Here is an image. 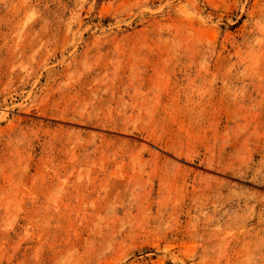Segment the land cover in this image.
<instances>
[{"label": "rangeland", "instance_id": "1", "mask_svg": "<svg viewBox=\"0 0 264 264\" xmlns=\"http://www.w3.org/2000/svg\"><path fill=\"white\" fill-rule=\"evenodd\" d=\"M0 264H264V0H0Z\"/></svg>", "mask_w": 264, "mask_h": 264}]
</instances>
